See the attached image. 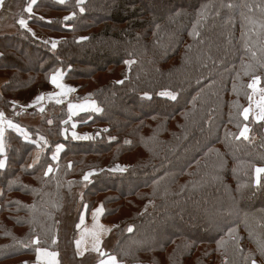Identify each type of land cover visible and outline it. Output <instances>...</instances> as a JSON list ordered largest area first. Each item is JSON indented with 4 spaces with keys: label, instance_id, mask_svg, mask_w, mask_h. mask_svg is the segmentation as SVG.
Listing matches in <instances>:
<instances>
[{
    "label": "trees",
    "instance_id": "trees-1",
    "mask_svg": "<svg viewBox=\"0 0 264 264\" xmlns=\"http://www.w3.org/2000/svg\"><path fill=\"white\" fill-rule=\"evenodd\" d=\"M17 2L2 27L21 18L59 42L0 34V112L33 139L8 130L0 151V264L59 252L64 210L77 224L99 204L102 251L118 264H264V120L243 115L255 77L264 89V0H35L31 15L32 0ZM58 70L101 111L49 104L13 118ZM74 120H88L76 125L89 140L72 138Z\"/></svg>",
    "mask_w": 264,
    "mask_h": 264
},
{
    "label": "crops",
    "instance_id": "crops-1",
    "mask_svg": "<svg viewBox=\"0 0 264 264\" xmlns=\"http://www.w3.org/2000/svg\"><path fill=\"white\" fill-rule=\"evenodd\" d=\"M30 6L32 8L31 13H29L26 10L29 15L34 14V9H33L34 3L32 2ZM2 13H4V5L3 4L0 5V20H1ZM25 24H26V26H20V27L22 29H29V31L35 37V39H37L38 41H40L42 43L49 45L50 47H52L53 42H56V47H57L58 42H59V40L57 38L50 37V36L44 37L43 35H41L42 33L39 34V32L34 33L32 31V28L28 25L27 21H25ZM18 25H20L19 21H18ZM14 28L17 29L18 27L16 26ZM9 29H12V27L6 29V27L1 26L0 27V34L7 33V31ZM16 29H14V31ZM55 48H53V49H55ZM56 73H59V77H58L59 83H61L63 85V87L58 88L51 83L52 84L51 89L34 90V91L27 92V93H23L20 96L19 103L17 104V105L21 104L20 106H23V107L19 111L17 109V113L13 116V118H18V116L22 117L25 113H27L30 110L41 111V109L44 108V105L49 104V103H55V104L67 103L68 111L70 112L72 117L80 115L81 113H83V111L94 112V113H99L101 111V109L99 108L97 103L95 101L91 100V97L89 95L85 97V99H90V100H88L89 104H87V108H85L84 110H81L80 108H75V109L70 111L69 105H84V104L83 103L80 104V102L78 103L75 101H71V99H73V97H74V93L77 92L76 91L77 86L65 81V73L62 70H58V72H56ZM56 73H54V74H56ZM8 80H9L8 78L0 77V93L2 92V88L6 84H8V82H9ZM68 89H72V91H68ZM41 96L43 97V99L38 100L37 97H41ZM93 104L95 105L96 108L99 109V111H96L91 107V105H93ZM89 107L91 108V110ZM0 113H3V119L0 120V145L2 146L0 150L2 153H5V152H3L4 151V144L2 142H4V137H5V134L8 130H13L17 133L23 134V136L26 140L33 141L30 134L26 130H24L20 126L16 125V124H18L16 121H14L12 118H9L5 112L2 111ZM9 121L11 122L12 126L9 125ZM38 141L41 144V148L43 149V152H44V148L42 147L43 143H45L44 138H42V139L39 138ZM39 151L35 152V154L38 153ZM43 152L41 150L40 154L42 155ZM39 159L36 162H35V159H33L32 165H34V163L36 164L39 161ZM101 208H102V212H100L94 218V213H96V210L101 209ZM104 213H105V208H104L103 204L97 205L91 212L88 211L87 207L85 208V211L83 212L82 217H84V222L86 221L84 226H88V227H87V230L83 231V233H82V235L84 234L85 238L80 239L81 243L79 245V249H81V252L88 251V252L94 253V254L100 253V255H101V253H103L102 245H103V239L104 238L100 237L102 234V229H100L101 230L100 231V230H90L89 228H91L95 225L99 226V227H103L105 225V223L103 221ZM82 217H81V220H82ZM103 232H104V230H103ZM97 240L99 241L98 244H97ZM76 246H77V243H76ZM97 248L99 250H96ZM45 252L56 253L57 255L55 257V264H62L60 254L58 252L50 251L47 249H39L37 251V256H36V259L34 261V264H51V258L44 255L43 253H45ZM255 264H260V263L255 262Z\"/></svg>",
    "mask_w": 264,
    "mask_h": 264
},
{
    "label": "rangeland",
    "instance_id": "rangeland-1",
    "mask_svg": "<svg viewBox=\"0 0 264 264\" xmlns=\"http://www.w3.org/2000/svg\"><path fill=\"white\" fill-rule=\"evenodd\" d=\"M147 1H149V0H147ZM3 5H4V10H5V8H7L8 10H7V12H8V14H9V16L8 17H4V13H2V15H1V21H0V27H1V23H3L4 22V20H5V18L7 19V20H9V21H11L14 17H15V14H17L18 12H19V10L22 8V3L20 2V3H18L17 2V0H4V2H3ZM31 4H29V5H26V10H27V8L30 6ZM16 6L18 7V9H16ZM9 11H10V13H9ZM21 19V18H20ZM24 20V19H23ZM19 21V20H18ZM18 21L15 23L16 25H14V27H18L17 29H21V30H25V31H27V32H29L30 34H31V32L29 31V29H22L20 26L21 25H18ZM24 21H26V20H24ZM12 27V29H9L8 31H7V33H12L13 31H14V29H16V28H14L13 27V25L11 26ZM29 27V26H28ZM16 31V30H15ZM14 31V32H15ZM32 31L35 33H38L39 31L38 30H34V29H32ZM41 32H39V34H40ZM32 35V34H31ZM41 35H43L44 37H48V36H46V35H44V34H41ZM33 36V35H32ZM34 37V36H33ZM52 37V36H51ZM35 38V37H34ZM55 38H57V37H55ZM58 40H59V38H57ZM4 78H6V77H4ZM9 81V80H8ZM257 88H259V89H261V87H260V81H259V83L257 84ZM251 89V88H250ZM47 90V89H46ZM22 95V94H21ZM20 95V96H21ZM262 95H264V93H261V92H253V89H251V95H250V97H251V100H250V105L248 106V108H251V111L249 112V114H248V119H246V120H249V119H253V120H255L256 122H260L261 121V119H257V117L259 116V114H260V110H259V108L257 107V103L260 101V98H261V96ZM79 95H76V93H74V97L76 98L75 99V102H80V104H84V105H86V108H87V104H89V102H88V100H90V99H85V97H83L82 99L80 98L79 99V97H78ZM19 100H20V98H19ZM72 101V100H71ZM18 103H19V101H18ZM17 103V104H18ZM15 105V107H14V110H15V113H14V115L17 113V109H18V111L23 107V106H20V105ZM49 104H55V103H49ZM49 104H45L44 105V108H43V110H41L42 112L44 111V110H46V107L49 105ZM65 104V103H64ZM57 105H61V104H57ZM90 108V107H89ZM90 110H91V108H90ZM33 110H30V111H26L27 113H29V112H32ZM27 113H25V114H27ZM68 113H69V116H70V118H76V117H79L80 115H82V114H86V113H88V112H85V111H83V113H81L80 115H77V116H75V117H72L71 116V114H70V112L68 111ZM8 116V115H7ZM10 118V117H9ZM81 122H83V124H87V122H88V120H83V121H81ZM81 122H78V121H73L72 122V124H73V127H74V130L72 131V138L74 139V140H77V141H87V140H89V138H87V139H84V138H74V134H75V137H85V136H87V137H90V135H91V131L90 130H87V129H84L83 131H78V128H77V125L76 124H82ZM245 127H247V129H248V132L246 133V135H247V138L249 137V134H250V128L248 127V126H245ZM244 127V128H245ZM243 128V129H244ZM243 131V130H242ZM242 138H244L243 136H241ZM40 139H42L43 137L41 136V137H39ZM39 138H38V140H39ZM3 144H4V151L3 152H5V137H4V142H2ZM43 143V142H42ZM44 146H46V145H44ZM1 145H0V149H1ZM40 150V151H39ZM41 150H42V152H43V149H41V144L39 143V141L37 142V150L35 151V152H37V151H39L38 153H36L35 154V152L33 153V155H32V160H31V162H33V159H35V162L41 157ZM1 151V150H0ZM35 157V158H34ZM40 160V159H39ZM35 164V163H34ZM0 192H1V189H0ZM61 218H62V223L64 224V225H66L67 227H68V232H63L64 230H66L65 229V227H64V225L63 224H61V235H60V237H61V242H60V249H59V254L61 253L62 254V257H61V254H60V257H61V262H62V258H63V263L62 264H101V261L103 260V261H107L108 260V256H106V253H104V256L102 255H100V253L99 254H94V253H90V252H88V251H86V252H81V249H79V247L78 246H76V242L79 240L80 241V239H82V238H85V236H84V234L82 235V233H83V231H85V230H87V227L88 226H84V224H85V222H84V217H82V220L80 219V221H79V223H77V224H75V221H76V217H75V214H74V212H72L70 209H69V207H67L65 210H64V212H63V214H62V216H61ZM169 225H170V227L173 229V230H175V231H178L179 229H177V226H176V224L173 222V221H170L169 222ZM106 227L107 226H103V227H99V226H93V227H91V228H89L90 230H100V229H102V234H101V238H104L105 239V237H106ZM184 227H182L181 229H183ZM215 229H216V227L215 226H212V228L210 229V231L209 232H213V231H215ZM103 230H104V232H103ZM101 231V230H100ZM73 245H74V253H73ZM104 249H105V246H104ZM74 254H75V256H74ZM260 263V262H259ZM118 264V263H117ZM139 264V263H138ZM261 264V263H260Z\"/></svg>",
    "mask_w": 264,
    "mask_h": 264
},
{
    "label": "snow or ice",
    "instance_id": "snow-or-ice-1",
    "mask_svg": "<svg viewBox=\"0 0 264 264\" xmlns=\"http://www.w3.org/2000/svg\"><path fill=\"white\" fill-rule=\"evenodd\" d=\"M3 2H4V0H0V5H2ZM32 2L35 3V0H32ZM79 2L82 3L83 0H79ZM27 11H28L29 13H31V11H32L31 6H29V7L27 8ZM81 11H83V9H81ZM70 18H71V17H65L66 20H67V19H70ZM19 23H20L21 26H26L25 21H24L23 19H20V20H19ZM52 47H53V48L56 47V42H53ZM128 63H131V62L129 61ZM58 77H59V73L53 74L52 77H51V83H52L53 85H55L56 87H58V88H62L63 85H62L61 83H59V79H58ZM258 83H259V77H255V78L253 79L252 83L248 85V87L251 88V89H253V92H261V93H264V89H259V88H257V84H258ZM68 91H72V89H68ZM161 95L169 96V97H170L171 99H173V100L176 99V96L173 95L172 93H169V92L161 93ZM37 99H38V100H41V99H43V97H42V96H41V97H37ZM249 99L251 100V97H249ZM58 102H59V101H58ZM91 107H92L94 110L99 111V109L96 108L94 104L91 105ZM257 107H258L259 110H260V114H259V116L257 117V119L264 120V95L261 96L260 101L257 103ZM75 108H80L81 110H84V109L86 108V105H69V110H70V111L73 110V109H75ZM41 110H43V109H41ZM250 111H251V108H245V109L243 110V115H244V118H245V119H248V114H249ZM2 119H3V113H0V120H2ZM9 125L12 126L10 121H9ZM247 132H248V129H247V127H245V128L243 129V131H241L240 136H243L245 139H247V135H246ZM74 138H84V139H87V138H89V137H87V136H85V137H75V134H74ZM61 147H62V146H57L56 151L59 152L60 149H61ZM54 158H55V157H54ZM2 166H3V164H2V162H0V167H2ZM119 170H120V171H123L124 169H119ZM51 171H52V168L49 167V168H48V172H46L45 175H47V174L50 173ZM255 171H256V183L259 184V183H260V177H261V174L264 173V168H256ZM89 175H91V173H89L88 175H85L84 179H85V180H88V176H89ZM100 212H102V208L96 210V213H94V218H95V216L98 215ZM128 231H132V229L129 228ZM37 242H38V241H37ZM53 243H55V241H53ZM76 243H77V246L79 247L81 241H77ZM98 243H99V241L97 240V244H98ZM96 250H99V249L97 248ZM43 254L51 258V264H55V257H56V255H57L56 253H54V252H45V253H43ZM101 255H104V254L101 253ZM101 264H117V259H116L115 256H111V257L108 258L107 261H103V260H102V261H101ZM253 264H255V261H253Z\"/></svg>",
    "mask_w": 264,
    "mask_h": 264
}]
</instances>
